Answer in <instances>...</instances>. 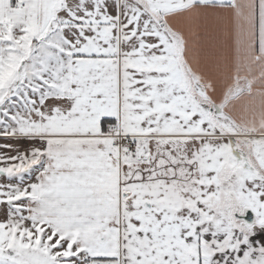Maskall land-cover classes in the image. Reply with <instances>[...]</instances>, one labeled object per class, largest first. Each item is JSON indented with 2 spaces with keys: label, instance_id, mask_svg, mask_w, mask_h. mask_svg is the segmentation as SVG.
Here are the masks:
<instances>
[{
  "label": "snow or ice",
  "instance_id": "1",
  "mask_svg": "<svg viewBox=\"0 0 264 264\" xmlns=\"http://www.w3.org/2000/svg\"><path fill=\"white\" fill-rule=\"evenodd\" d=\"M0 264H264V0H0Z\"/></svg>",
  "mask_w": 264,
  "mask_h": 264
},
{
  "label": "crops",
  "instance_id": "2",
  "mask_svg": "<svg viewBox=\"0 0 264 264\" xmlns=\"http://www.w3.org/2000/svg\"><path fill=\"white\" fill-rule=\"evenodd\" d=\"M188 30L193 34V41H194V48L197 49V53L194 54H201L199 53V49L201 47V41L196 40V34L201 33L203 31V25L193 22L187 26Z\"/></svg>",
  "mask_w": 264,
  "mask_h": 264
}]
</instances>
